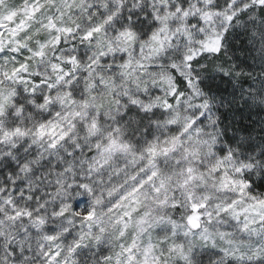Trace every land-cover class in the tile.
I'll return each instance as SVG.
<instances>
[{
  "label": "clouds",
  "instance_id": "9594fccd",
  "mask_svg": "<svg viewBox=\"0 0 264 264\" xmlns=\"http://www.w3.org/2000/svg\"><path fill=\"white\" fill-rule=\"evenodd\" d=\"M0 264H264V0H0Z\"/></svg>",
  "mask_w": 264,
  "mask_h": 264
}]
</instances>
